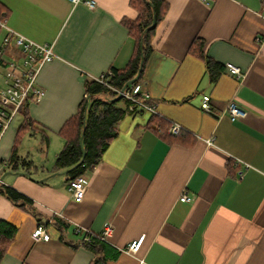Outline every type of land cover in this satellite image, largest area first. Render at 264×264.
<instances>
[{
	"label": "crops",
	"instance_id": "crops-1",
	"mask_svg": "<svg viewBox=\"0 0 264 264\" xmlns=\"http://www.w3.org/2000/svg\"><path fill=\"white\" fill-rule=\"evenodd\" d=\"M93 1L0 0L2 36L11 29L55 52L38 74L44 94L28 103L31 128L16 142L17 114L0 137V186L32 200L0 193V220L18 227L0 264H92L78 227L96 235L110 228L105 264H264V0H167L139 83L161 115L128 112L124 99L117 135L83 174L87 189L77 199L55 167L60 130L88 97L86 79L128 65L135 41L124 20L138 16L131 0ZM196 38L200 51L191 49ZM21 57L14 43L5 47L0 86L6 61ZM207 58L224 67L216 79ZM230 101L247 115L233 119ZM164 117L189 132L173 136ZM184 191L191 201L180 199ZM39 223L49 240L32 239Z\"/></svg>",
	"mask_w": 264,
	"mask_h": 264
},
{
	"label": "trees",
	"instance_id": "trees-1",
	"mask_svg": "<svg viewBox=\"0 0 264 264\" xmlns=\"http://www.w3.org/2000/svg\"><path fill=\"white\" fill-rule=\"evenodd\" d=\"M131 4L137 10L138 16L134 20H124V23L129 28V33L135 41V50L133 57L125 68L111 69L113 75L109 78V83L118 89H121L128 80L137 74L142 52L145 64L148 56L153 50L152 41L155 37L156 30L168 10L167 0H131ZM2 13L3 10L0 9V21L4 20ZM154 14L157 18L156 26L145 32L152 24ZM2 29L3 28L0 26V37L3 34ZM7 34L8 33L4 34L2 37L5 38ZM203 44L201 39L196 38L191 45V49L200 51ZM206 64L212 79H216L224 68L214 63L211 58H207ZM142 75L143 71L140 79L136 83H140ZM85 90L88 97L82 101L78 112L69 118L60 130V134L65 139V145L57 154L55 160V167L60 170L69 169L77 164L82 158L80 139L84 132L82 141L86 149V157L82 165L67 173L71 179L94 169L101 160L102 153L109 144V141L117 135V124L126 112V109L120 105L122 99L125 98L118 101H111L112 98L118 95V92L97 80L93 78L86 79ZM28 103L29 100H26L18 112V114L24 118V122L19 127L16 142L20 141L22 134L27 129L31 128L33 124L28 112ZM15 152L14 148L12 156L9 159L10 164L18 160ZM0 193L10 198L16 204L25 205L32 203V200L10 186H0ZM54 224L59 228L66 226V224L58 218L54 221ZM17 232V226L13 225L8 220H0V262L7 253ZM100 237V234H95L92 241H85L80 235L81 244L92 249L95 253L92 264H105L107 258L109 246L106 241L102 240Z\"/></svg>",
	"mask_w": 264,
	"mask_h": 264
},
{
	"label": "built area",
	"instance_id": "built-area-1",
	"mask_svg": "<svg viewBox=\"0 0 264 264\" xmlns=\"http://www.w3.org/2000/svg\"><path fill=\"white\" fill-rule=\"evenodd\" d=\"M70 1L74 5L83 2L90 8L95 7V2L93 0ZM0 26L4 27L5 25L0 21ZM10 43H14L20 49L22 57L21 61H17V59L7 60L5 71L2 75V83L0 86V137L8 125L12 122L13 118L18 114L19 109L26 100H37L44 94V91L41 88L36 87L38 74L43 65L51 61L55 56L52 46L40 44L24 35L8 29V34L5 38H3L0 45L1 59H3L5 47ZM228 68L233 74L241 75V70L237 66L228 64ZM112 75L113 71L108 70L104 74L93 79L120 93L121 89H118L109 83V78ZM122 94L129 103L128 112L148 111L152 115H161L156 104L151 102L147 92L143 91L141 84L134 83L130 85ZM202 105L204 109H209V96L204 97ZM226 110L233 119L243 118L248 113L246 109L240 107L235 101H230L227 104ZM166 119L171 122L169 133L173 136H179L189 132V129L182 124L171 121L169 118ZM207 142L212 144L211 139H208ZM69 189L73 197L82 199L87 189V180L84 175H79L71 179ZM180 199L182 201L189 202L192 200V196H190L187 191H184ZM49 221H51V219ZM76 232L77 234H80L85 241H92L95 236L93 232L82 227H78ZM109 234L110 228H107L102 234H100V238L106 241ZM31 237L34 241L49 240L50 233L47 230V225L39 223L33 230ZM143 239L144 236L134 241L130 245L129 251L137 252Z\"/></svg>",
	"mask_w": 264,
	"mask_h": 264
},
{
	"label": "water",
	"instance_id": "water-1",
	"mask_svg": "<svg viewBox=\"0 0 264 264\" xmlns=\"http://www.w3.org/2000/svg\"><path fill=\"white\" fill-rule=\"evenodd\" d=\"M156 23H157V18H156V15L154 14V17H153V20H152V24L145 30V32L148 31L149 29L155 28ZM141 50H142V47H141ZM143 67H144V56H143V52H142L141 61H140V65H139L137 74L124 84V86L121 88V92L116 97L112 98L111 101H118V100L123 98V94L122 93L125 91V89L127 87H129L130 85L134 84L135 82H137L140 79ZM83 136H84V132L82 133L81 139H80V147H81V151H82L81 160L77 164L72 166L71 168L66 169L64 171V173H69V172L73 171L74 169H76L77 167H79L80 165L83 164V162L85 160V157H86V149H85V147L83 145V141H82L83 140Z\"/></svg>",
	"mask_w": 264,
	"mask_h": 264
},
{
	"label": "rangeland",
	"instance_id": "rangeland-1",
	"mask_svg": "<svg viewBox=\"0 0 264 264\" xmlns=\"http://www.w3.org/2000/svg\"><path fill=\"white\" fill-rule=\"evenodd\" d=\"M121 102H122V104H123V105L125 104V100H124V99H122V101H121Z\"/></svg>",
	"mask_w": 264,
	"mask_h": 264
}]
</instances>
